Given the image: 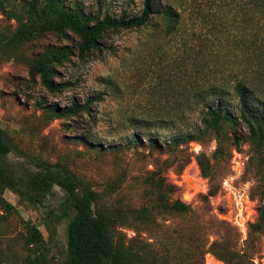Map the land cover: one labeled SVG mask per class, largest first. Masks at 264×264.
Instances as JSON below:
<instances>
[{
    "label": "rangeland",
    "instance_id": "1",
    "mask_svg": "<svg viewBox=\"0 0 264 264\" xmlns=\"http://www.w3.org/2000/svg\"><path fill=\"white\" fill-rule=\"evenodd\" d=\"M28 1L6 0V10L22 15ZM64 1L85 13L98 12L99 17L138 16L143 8V0ZM155 3L159 8L164 0ZM169 3L181 12L173 35H164L156 14L138 28L108 31L100 50L83 55L78 54V38L72 34L69 39L45 34L17 49L4 47L16 20L0 10V131L11 145L0 163L23 176L45 165L65 166L96 191L105 192L101 203L130 210L147 205L154 225L129 219L120 230L127 237L150 241L159 250L166 246L177 257L176 264H225L207 251L209 243L219 238L245 250L254 264H264V234L254 229L249 233L264 208V145L258 146L240 121L223 124L219 137L209 132L200 141L178 148L164 144V133L190 129L200 120L192 109L173 117L175 128L164 127V106L184 102L177 92L165 95L168 77L178 80L175 90L222 87L228 92L226 106L234 114L238 104L233 85L248 81L251 105L264 121V11L251 9L250 0ZM60 46L69 48L71 56L57 68L54 79L62 83L61 89L49 92L38 77L30 78L29 60ZM87 99L92 100L89 114L46 115L52 104L64 107ZM133 134L139 136L136 144L129 141ZM148 138H156L157 145L150 146ZM198 155L206 159L209 179L200 172ZM151 171L176 186L170 200L188 204L187 214L164 213L156 207L155 195L144 194L143 181ZM65 196L64 189L53 185L37 203L4 189L3 197L15 209L11 214L0 209L3 264H22L28 254L23 239L26 223L42 233L50 264L62 262L67 224L74 213L64 205Z\"/></svg>",
    "mask_w": 264,
    "mask_h": 264
},
{
    "label": "trees",
    "instance_id": "2",
    "mask_svg": "<svg viewBox=\"0 0 264 264\" xmlns=\"http://www.w3.org/2000/svg\"><path fill=\"white\" fill-rule=\"evenodd\" d=\"M6 0H0V10L9 18L16 20L15 29L4 38L3 46L17 49L21 45L38 39L45 34H54L64 39L70 35L78 38L77 51L79 55L91 50H100L104 45L102 36L108 31L138 28L158 14L162 22L165 36L173 35L179 28L181 12L174 8L169 0H164L157 8L155 0H143V8L138 16H110L99 17V13H85L77 5H68L64 0H29L22 15H16L6 10ZM251 9L264 11V0H250ZM71 50L65 46L47 48L43 52L32 56L29 60V76L38 77L39 84L49 92L62 87L56 82L57 68L69 61ZM168 87L165 95L178 96L184 99L183 103H170L164 106V127L175 128L173 117L176 114L195 110L200 114L199 124L190 129L176 130L174 133H164V144L178 148L191 141H200L207 133L212 132L217 137L221 133L223 124L243 123L249 132V137L255 140L258 146L264 145V121L254 111L251 105L252 89L249 82L238 80L233 85L237 98L238 112L234 114L226 106L227 91L212 84L199 88H182L175 90L174 83L178 80L167 78ZM179 83V82H178ZM101 98V96H97ZM193 103V105L191 104ZM91 99L84 103L73 101L70 105L59 107L56 104L49 106L46 115L49 118L75 116L79 113L89 114ZM185 110V111H184ZM93 140V139H92ZM94 141V140H93ZM130 143L139 142V136L133 134ZM150 146L157 145L156 138H148ZM218 152L221 148H216ZM11 151V145L4 139L0 131V158ZM201 174L208 178L209 167L205 158L197 156ZM144 178L147 189L145 195H155L156 207L164 213L187 214L189 205L179 199H171L176 186L166 181L154 171ZM53 185L65 190L64 205L74 211L67 224V247L65 256L60 264H176L175 255H172L164 246L159 250L152 246L150 241L137 235L127 237L120 230L121 226L129 225V219L154 225L151 208L143 205L139 208L128 209L122 206H108L101 203L105 192L96 191L92 185L79 177L65 166L45 165L43 170L33 175H19L17 171L0 163V209L6 214L14 211V206L3 197L5 188L20 196L41 203L42 198ZM221 226L227 225L218 220ZM26 232L23 235L28 254L22 264H50L49 246L40 230L33 224H25ZM264 234V208L258 211L256 220L250 224V231ZM248 233V235H249ZM207 251L225 264H254L252 256L245 250L237 249L223 238L209 243ZM6 263L0 260V264Z\"/></svg>",
    "mask_w": 264,
    "mask_h": 264
},
{
    "label": "built area",
    "instance_id": "3",
    "mask_svg": "<svg viewBox=\"0 0 264 264\" xmlns=\"http://www.w3.org/2000/svg\"><path fill=\"white\" fill-rule=\"evenodd\" d=\"M243 231V233H244V235H245V230H242Z\"/></svg>",
    "mask_w": 264,
    "mask_h": 264
}]
</instances>
